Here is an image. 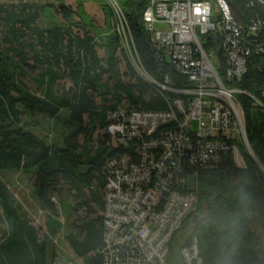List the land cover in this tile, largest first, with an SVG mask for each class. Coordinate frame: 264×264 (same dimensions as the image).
Wrapping results in <instances>:
<instances>
[{"label": "trees", "instance_id": "16d2710c", "mask_svg": "<svg viewBox=\"0 0 264 264\" xmlns=\"http://www.w3.org/2000/svg\"><path fill=\"white\" fill-rule=\"evenodd\" d=\"M56 1L58 5L41 7L27 0L0 4V172L22 171L30 177L41 207L50 214L47 229L52 236H57L62 226L55 219L59 206L54 198L70 196L66 239L85 264H103L107 166L111 158L129 152L108 132L110 114L121 108L158 110L164 103L137 75L114 25L100 43L81 5L74 11L63 0ZM229 1L244 22L264 20L263 4ZM122 5L148 73L159 82L165 74L180 81L172 65L160 61L150 45L143 21L147 1L123 0ZM46 10L62 20L42 25ZM209 41L214 47L215 41ZM255 42L264 46V28L251 35V43ZM263 56L253 49L249 72L241 83L259 102L246 94L241 102L248 143L264 167ZM32 74H36L40 95L24 82ZM63 111L60 143L49 144L23 126L24 113L56 119ZM242 153L245 167L228 158L220 169L200 173L199 208L185 227L192 224L191 235L199 239L205 264H264V241L251 229L254 221H260L264 236V171L246 146ZM204 202L208 208L202 215ZM0 206L4 226L0 264H53L49 260L51 237L27 217L1 178Z\"/></svg>", "mask_w": 264, "mask_h": 264}, {"label": "built area", "instance_id": "2783aa9c", "mask_svg": "<svg viewBox=\"0 0 264 264\" xmlns=\"http://www.w3.org/2000/svg\"><path fill=\"white\" fill-rule=\"evenodd\" d=\"M103 1L134 70L164 103L158 110L121 108L110 114L107 130L129 152L107 166L103 264H170L172 242L199 208L200 173L220 169L228 158L244 167L242 146L248 139L241 97L259 101L241 83L253 49L264 54L262 44L251 43L264 20L244 22L239 13L240 24L228 0H146L150 45L180 79L165 74L159 82L141 62L120 0ZM180 254L184 264H205L195 235L180 246Z\"/></svg>", "mask_w": 264, "mask_h": 264}, {"label": "rangeland", "instance_id": "374dc122", "mask_svg": "<svg viewBox=\"0 0 264 264\" xmlns=\"http://www.w3.org/2000/svg\"><path fill=\"white\" fill-rule=\"evenodd\" d=\"M12 0H0V4L9 3ZM29 3H36L39 7L44 6L46 4H59L56 0H27ZM64 4L71 7L74 11H77L79 6L81 5V12L85 15V18L88 23L94 25L98 36L100 39L98 41L102 42V39L106 38V36L111 32L114 21L110 14H108V10L105 7V2L103 0H90L88 2H79L77 0H63ZM123 3V0H120ZM46 10L43 13V19L41 24L44 26L49 25L54 21L60 22L62 20L61 16L57 13H53L54 15H48L49 13ZM79 17L75 15V20L79 21ZM100 42V43H101ZM102 55H105L103 48L101 47ZM122 71L125 69V66H121ZM36 74H32L24 79V82L30 88V90L34 93L41 94V90L39 89ZM67 87H70V83L64 82ZM66 112L61 113V117L53 119L46 115L34 114L31 115L29 113L23 114V126L24 128L34 132L39 137L43 138L49 144L60 143L62 139V134L64 131L63 128V118L65 117ZM242 166L245 167V162H242ZM238 167H240L238 165ZM0 178L6 183L8 188L14 194L15 198L22 204L24 211L28 218L33 221V223L39 227L42 231L46 232L51 237V247L49 251V260L53 262V264H85L83 259L78 257L73 249L71 248L68 240L66 239L67 233L70 231V221H69V203L72 202V198L68 195L62 196L61 199L55 197V202L58 203L59 206V217L55 219L61 223V231L57 236H52L51 233L47 229V222L50 219V214L44 210L34 191L33 183L30 177L22 171H6L0 172ZM195 185V177L190 175L189 177V186L194 187ZM61 203H60V202ZM62 204V205H61ZM208 203L204 202L201 205L200 212L202 215L207 213ZM2 209L0 206V216H2ZM192 220V219H191ZM4 229L3 224L0 222V240L2 237V231ZM192 224L189 223L186 227L180 230L174 241L172 242L171 252L169 257L170 264H184L182 256L180 254V246L187 240L189 235L191 234ZM251 229L254 232L256 237L261 238L264 241L262 225L260 221H254L251 224Z\"/></svg>", "mask_w": 264, "mask_h": 264}, {"label": "water", "instance_id": "95a60500", "mask_svg": "<svg viewBox=\"0 0 264 264\" xmlns=\"http://www.w3.org/2000/svg\"><path fill=\"white\" fill-rule=\"evenodd\" d=\"M228 2L230 3V5H231V7H232V9H233V13H234L235 18L237 19V21H238L240 24H242V21H241V19H240L239 11H238L237 7H236L233 3H231L229 0H228ZM218 58H219V62H220V64H221V72H222L223 75L225 76V75H226V72H227V63H226V59H225V57H224V55H223V52H222L221 50L218 51ZM247 149L249 150V152H250L251 156L254 158V160L260 165V167H261V168L263 169V171H264V167H263V165L259 162V160H258L257 157L255 156V154L253 153V151H252V149H251L249 143H248V145H247ZM230 170H231V168L229 169L228 174H230V172H231ZM192 223L194 224L195 221H193Z\"/></svg>", "mask_w": 264, "mask_h": 264}]
</instances>
